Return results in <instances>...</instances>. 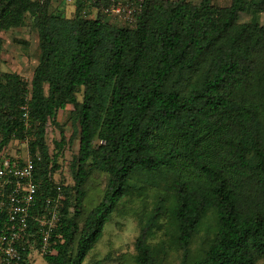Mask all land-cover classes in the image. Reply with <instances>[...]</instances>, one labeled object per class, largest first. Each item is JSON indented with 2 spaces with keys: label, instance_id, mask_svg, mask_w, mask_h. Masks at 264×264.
<instances>
[{
  "label": "trees",
  "instance_id": "16d2710c",
  "mask_svg": "<svg viewBox=\"0 0 264 264\" xmlns=\"http://www.w3.org/2000/svg\"><path fill=\"white\" fill-rule=\"evenodd\" d=\"M51 4L0 0V152L27 142L39 207L56 186L64 194L44 261L84 264L114 213L138 221L135 264L170 251L179 264L263 261L264 0H143L118 25L108 0H76L70 18ZM27 17L41 52L31 81L1 70V33ZM68 106L79 150L63 174V128L52 148L46 136ZM96 173L106 186L87 209Z\"/></svg>",
  "mask_w": 264,
  "mask_h": 264
},
{
  "label": "rangeland",
  "instance_id": "374dc122",
  "mask_svg": "<svg viewBox=\"0 0 264 264\" xmlns=\"http://www.w3.org/2000/svg\"><path fill=\"white\" fill-rule=\"evenodd\" d=\"M52 11H62L65 16L70 18L74 16L75 5L68 4L67 0H51ZM192 3H199L201 0H188ZM232 0H213V3L225 7L231 4ZM112 24L119 23L113 17H106ZM255 18L253 13H244L241 15V22H250ZM3 39V51L1 53V70L3 73H17L23 79L31 81L34 71L41 58L39 49L38 33L33 27L29 17L26 19V25L22 28L11 29L1 33ZM81 94L79 99H81ZM72 106H68L64 111L58 114L59 127L50 126L47 129V144L52 148L55 140L60 139V130L63 128L67 145L63 157V174L67 173L68 165L75 155L78 154L79 141L74 137L73 119L71 118ZM72 141L69 143L70 139ZM29 155L27 142L12 141L5 149L0 152L1 157L23 159ZM66 171V172H65ZM70 180V177H68ZM65 180V179H64ZM65 180V181H69ZM106 186V177L103 174L96 173L88 186V197L86 201L87 209H91L101 198L102 192ZM140 227L136 218L120 216L114 213L111 221L106 225L103 237L95 246L90 256L84 264H135L136 255L135 243L139 236ZM199 241L194 247L197 249ZM32 264H47L38 247L31 250ZM181 254L176 251H170L163 264H179ZM259 264H264V260Z\"/></svg>",
  "mask_w": 264,
  "mask_h": 264
},
{
  "label": "built area",
  "instance_id": "2783aa9c",
  "mask_svg": "<svg viewBox=\"0 0 264 264\" xmlns=\"http://www.w3.org/2000/svg\"><path fill=\"white\" fill-rule=\"evenodd\" d=\"M107 15L123 24L136 22L143 0H108ZM75 4L76 0H67ZM27 118V114L24 115ZM39 158V154H37ZM39 187L35 182V159L29 155L19 162L7 157L0 158V264H19L28 249L38 247L40 254L49 251L53 232L61 219L64 205L63 189L55 187L54 194L47 197L40 207L37 199ZM38 209L36 232L30 230V214Z\"/></svg>",
  "mask_w": 264,
  "mask_h": 264
}]
</instances>
